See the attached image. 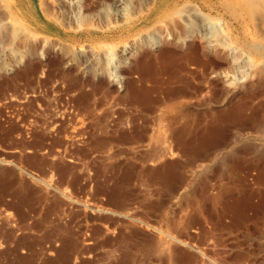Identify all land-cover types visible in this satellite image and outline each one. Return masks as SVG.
I'll use <instances>...</instances> for the list:
<instances>
[{
	"label": "rangeland",
	"instance_id": "1",
	"mask_svg": "<svg viewBox=\"0 0 264 264\" xmlns=\"http://www.w3.org/2000/svg\"><path fill=\"white\" fill-rule=\"evenodd\" d=\"M117 1L0 0V264H264V0ZM173 33L195 64L160 63Z\"/></svg>",
	"mask_w": 264,
	"mask_h": 264
},
{
	"label": "bare ground",
	"instance_id": "2",
	"mask_svg": "<svg viewBox=\"0 0 264 264\" xmlns=\"http://www.w3.org/2000/svg\"><path fill=\"white\" fill-rule=\"evenodd\" d=\"M163 2H164V0L158 2L157 5H161V3H163ZM251 2L249 4H251ZM253 3H254V1H253ZM116 4L118 5V7H120L119 5L122 4V1L118 0ZM248 7H250V5ZM119 13H121V11ZM116 17H118V13H117ZM202 26H203V24H202ZM203 28H204V26H203ZM206 34L204 33V35H202L201 32H200L199 36H201V35H202L201 37L207 36L208 42H211L212 44L217 42L216 41L217 38H216V40L214 39L215 41L212 40L213 38L212 39L208 38V36H211L212 33H209L210 35H206ZM193 35H195V34H193ZM185 36H186L185 34H184V36H182L180 34H174L173 33V35H170V37L167 36V37H165L163 39L161 38L162 39L161 43H163V46H162L163 49L161 50L162 53L160 52V54H161L160 55V58H161V62L160 63H162V64L163 63H165V64L169 63V64H172V65H175L176 69H178V68H181V64H183L182 68L185 65L184 62H182V61H185V63H190L191 62L192 59L190 60L189 58L192 57V53L193 52H194V54H195V52H198L197 49H199V48H196L195 47L196 45L193 46L191 44L192 46H189L190 49L195 50V51H191L190 50L189 52L190 53L192 52V53H191V56L189 57V55L187 54L188 51L186 52L185 50H183V45H184V43H186V40L189 37V36H186V37ZM212 36L215 37V35H212ZM205 39L206 38H204V41H207ZM218 42H219V40H218ZM205 44H206V42L204 43V45ZM216 45H214V46H216ZM218 45H220V44H218ZM201 46H202V44H201ZM211 48L213 49V47H211ZM200 51H202V53H203V47L200 48ZM123 53H124V55L127 54L126 51H124ZM196 55H197V53H196ZM205 56L207 58L206 60H202L201 59L202 62L205 61L202 64V65L205 66L204 68L211 69L210 71H212L213 73H215L218 76H222V75L223 76H227L228 75V73L230 72V66H229V62L230 61L228 62V58L225 55L220 54V53L217 52L213 56H210L208 54H205ZM196 59H198V58H196ZM192 61H194V60H192ZM195 62L196 61H194L192 63L195 64ZM223 62L226 63V65H224L225 67H222V69L220 70L218 68L219 67L218 64L221 63V65H222ZM172 68H174V66H172ZM216 68H218V69H216ZM171 75L174 78L176 77V78L180 79V81L182 80L180 74L178 73V71L172 72ZM182 84H184V86L185 85L186 86L189 85L188 82H186L185 80H182ZM175 92L177 94H179V95L187 94L186 88L183 87V86L182 87H178L177 89H175ZM216 113H218V112L214 113V120L216 119L217 116H220V115L223 114V113H219V114H216ZM190 125H191V123H190V120L188 119V115H187V117H186V119L184 121L177 122L176 119L170 121L169 124H168L167 129L170 132V136L173 138V141H175V143L177 145H181L182 144V146L184 147V151L186 153H188V159L187 160H188V163L191 166H194L193 164H194V162H196L197 159L198 160H204V159L211 160V159H214L216 157L217 151L225 148L228 145L227 140H226V132L223 130L224 128H220V127H217V126H214V125H208V126L204 127L203 129L196 130V129H193ZM185 134L188 135V139H186V141L184 140V137H182ZM164 151H165L164 154L165 153H170L169 149H167V150L164 149ZM195 166H196V168L194 167V168L190 169V174L192 176H199V175L201 176L203 173H205V168H202V166L199 167L198 164L195 165ZM162 167H163V171L160 174H161V176H162L161 178L164 180V182L166 181V179H167V177L169 175L170 176H172V175H176L177 176L178 175L177 173H175V167H174L173 164H163ZM157 173H158V169H151L150 174H151L152 182L156 181V177L158 175ZM174 177L175 176H173V178Z\"/></svg>",
	"mask_w": 264,
	"mask_h": 264
}]
</instances>
